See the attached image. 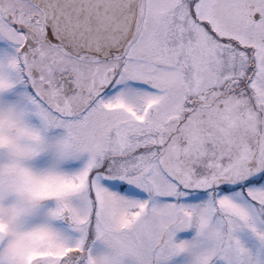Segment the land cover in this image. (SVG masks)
<instances>
[{
	"label": "snow or ice",
	"instance_id": "1",
	"mask_svg": "<svg viewBox=\"0 0 264 264\" xmlns=\"http://www.w3.org/2000/svg\"><path fill=\"white\" fill-rule=\"evenodd\" d=\"M0 264H264V0H0Z\"/></svg>",
	"mask_w": 264,
	"mask_h": 264
}]
</instances>
